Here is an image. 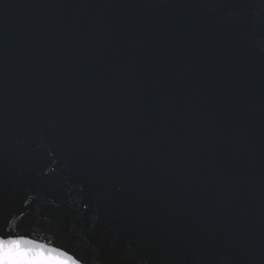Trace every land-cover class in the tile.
I'll list each match as a JSON object with an SVG mask.
<instances>
[{
    "label": "water",
    "instance_id": "obj_1",
    "mask_svg": "<svg viewBox=\"0 0 264 264\" xmlns=\"http://www.w3.org/2000/svg\"><path fill=\"white\" fill-rule=\"evenodd\" d=\"M0 239L264 264V0H0Z\"/></svg>",
    "mask_w": 264,
    "mask_h": 264
},
{
    "label": "snow or ice",
    "instance_id": "obj_2",
    "mask_svg": "<svg viewBox=\"0 0 264 264\" xmlns=\"http://www.w3.org/2000/svg\"><path fill=\"white\" fill-rule=\"evenodd\" d=\"M54 259L41 250L22 247L20 240L0 239V264H52Z\"/></svg>",
    "mask_w": 264,
    "mask_h": 264
},
{
    "label": "clouds",
    "instance_id": "obj_3",
    "mask_svg": "<svg viewBox=\"0 0 264 264\" xmlns=\"http://www.w3.org/2000/svg\"><path fill=\"white\" fill-rule=\"evenodd\" d=\"M60 264H63V262H60Z\"/></svg>",
    "mask_w": 264,
    "mask_h": 264
}]
</instances>
